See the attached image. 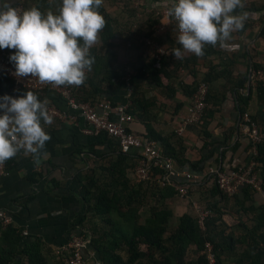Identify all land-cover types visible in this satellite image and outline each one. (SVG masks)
Returning a JSON list of instances; mask_svg holds the SVG:
<instances>
[{
    "label": "crops",
    "instance_id": "crops-1",
    "mask_svg": "<svg viewBox=\"0 0 264 264\" xmlns=\"http://www.w3.org/2000/svg\"><path fill=\"white\" fill-rule=\"evenodd\" d=\"M260 1L264 0H242L243 9L238 12L247 13L245 23L249 26L242 35L239 31L233 32L231 39L227 41L230 44H238V49L233 52L223 50L221 54L211 53L199 57L196 65L189 63L171 72L169 83L174 91L172 96L167 95L171 92L163 86H157L148 79V73L158 65L159 61L154 58L149 46L139 41L140 37L147 36L164 46L173 43L169 33L155 32L154 25L159 20H155L153 5L157 3L154 0H103L99 8V11H104L110 18V33L104 34L105 39L99 33L97 43L91 48L95 57L99 58L96 59L97 64L92 65L91 71H86L85 83L81 86L69 87L77 98L82 100L106 98L107 92L99 91V94H96L94 91L95 88L105 91L106 75L117 72L120 74L125 68L131 69V88L141 90L142 102H153V105L142 112V120L134 117L129 129L137 135L145 136L147 134L145 123H149L163 138H168L174 147L182 146L185 149L187 164L183 167L174 164L177 170L191 172L192 164L199 167L202 164L201 171L195 173L201 176L200 182L190 185L188 197L180 198L177 195L163 202L165 211L170 214L169 231L176 228L181 216L186 213L192 214V202L201 201L199 194L201 196V193L206 191L207 183L202 176L208 175L211 169L217 170L223 167L229 171L244 165L248 160L250 144L238 110V98L240 94L249 95L253 90L246 112L256 116L258 121L260 118L264 119V107L257 101L254 82L248 80V69L253 57V60L260 61L264 66L261 53L264 39L258 35L264 19V9L259 14L250 10L257 5L255 2ZM6 2L13 6L18 0H6ZM61 3L62 0H26L24 8L37 7L45 15L49 10L58 14ZM149 31L155 32L157 38L148 36L146 33ZM191 55L184 53L183 57ZM228 61L232 62L229 68L231 73H226L210 82L208 116L204 117L203 122L186 128L182 135L176 134L179 121L187 116L190 104L191 96L188 95L189 90L187 91L185 87L201 83L210 66H220L219 69H222L221 65ZM161 79L165 85L167 79L164 76H161ZM114 80L120 84V80ZM2 91L12 96V89L8 85H2ZM120 92L123 91H119L114 102H122L123 94ZM44 99L60 109L65 107L54 91L48 92ZM0 113L3 114V111ZM43 127L51 139L41 151L39 164L31 155L25 156L20 152L11 159L7 167L8 175L0 177V211L10 217V224H16L28 232L26 240L40 241L49 252L47 256L51 257L55 254V249L63 245L72 235L86 229L88 224H91L90 221L97 222L99 227L102 224V229H106L105 224L91 217L81 196L71 192L68 185L69 180L76 173L87 170L94 159L104 165L113 160V156L105 142L106 137H93L83 132L82 119H78L76 124L57 121L48 128ZM230 131L234 134L233 132L230 134ZM134 162L136 164L135 158ZM35 171L41 174L42 178L38 177V182L33 184L29 176ZM128 178L131 185L147 183L136 182L132 168L128 171ZM52 179L56 180V185L50 183ZM177 182L183 185L185 180H177ZM145 185L150 189L158 186L154 182L150 183L151 186ZM172 188L176 189L174 186ZM240 194L242 198V190ZM30 195L34 198L27 202V196ZM146 196L147 201L152 202L151 206L153 202L161 200L154 194H146ZM255 199L258 205L264 206V201L258 194H255ZM224 209L222 224L227 228V233L231 230L238 231L241 216L233 209V203L226 204ZM139 213L141 216H148L149 208L141 207ZM241 245L237 244L234 252L228 249L221 252L223 264H237L238 255L242 251Z\"/></svg>",
    "mask_w": 264,
    "mask_h": 264
},
{
    "label": "trees",
    "instance_id": "trees-1",
    "mask_svg": "<svg viewBox=\"0 0 264 264\" xmlns=\"http://www.w3.org/2000/svg\"><path fill=\"white\" fill-rule=\"evenodd\" d=\"M263 9L264 5L261 7L256 6L250 10L252 12H262L261 10ZM25 10L28 9L25 7L23 11ZM99 12L106 21L104 29L100 32L102 38L105 39L104 34L110 33V18L104 11L100 10ZM157 23L154 25V29ZM248 26L245 23L244 28L239 31V34L242 35ZM146 34L157 38L154 35L155 32L149 31ZM258 35L264 39V19L262 20ZM159 40L163 42L162 39ZM171 41L173 43L170 46L165 45L167 54L163 55L158 65L148 73L149 80L171 92L167 94L168 96H172L174 92L169 83L171 72L189 63L196 65L199 58L192 54L190 57L175 59L172 50L180 48L181 45L174 39ZM222 51L223 48L219 44L215 47L206 45L204 55L201 57L208 56L211 53L221 54ZM261 53L262 58H264V49ZM90 57H94V64L96 65V59L99 57H95L92 49H90ZM253 59L254 57L248 69V80L250 79L251 70L264 74V66L260 61ZM231 64L232 62L229 61L228 63H223L221 65L222 69H219L220 66H210L204 79L201 81H206L210 85V82H213L217 77L223 76L226 73L230 74L229 68ZM194 65L192 66L193 68ZM122 73H124V69L120 74L117 72L116 74L109 73V75H106L107 88L105 91L95 88V93L99 94V91L107 92L108 94L105 97L114 102L116 95L120 91L119 84L114 79L119 81ZM161 76L167 79L165 85H163ZM13 83L11 78L0 72V97L6 94L2 91V85L6 84L12 87ZM199 84L200 82L191 86H184L186 90H189H187L189 96H192L196 92ZM254 87L257 101L264 107V81H255ZM137 90L135 88L132 89L129 109L134 117L142 120V112L151 107L153 102H142L141 90ZM26 92L22 90L21 96ZM252 93L253 90L250 91L249 95H246V93L245 95L240 94L238 98L240 115L248 113L246 110L249 106ZM209 96H211L210 92ZM208 111L209 107L206 109V115ZM250 118L252 123L258 127L262 126L260 128L264 130V119L260 118L258 121L257 117L252 115H250ZM145 128L147 139L158 141L163 147L164 156L172 158L175 164L180 167L187 164L185 149L182 146H179V148L174 147L168 138H163L149 123H145ZM233 131H230V134ZM205 135L208 136V133L205 132ZM105 142L111 150L113 160L103 165V163L99 164L94 159L95 162L93 161L87 170L76 173L69 180L68 185L71 192H76L81 196L91 217L98 220L99 223H104L108 226L106 229H100L97 222L90 221L91 224L86 225L87 227L84 229L87 232L91 229L90 233L88 232L90 235L89 249L101 264H208L205 252L206 241H210L214 245L217 255L216 264H223L221 259L222 251L228 249L230 252H234L237 248L236 245L239 243L245 245V248L239 253L237 264H264V209L263 206L257 204L255 192L251 187L244 188L242 190L243 197L241 198V194H238L231 202L220 191L218 185H216L214 176L205 177L204 181L208 184L206 183V191L202 194L200 200L203 204L205 202V206L212 212V216L206 223V232L200 229L192 211L193 215L186 213L181 216L178 219L176 228L172 229L169 233L167 230L169 229L168 217L170 214L165 211L163 202L169 197L177 196L176 189L172 188L173 185L172 187L171 185L160 186L154 180L143 184L131 185L128 171L134 167L135 162L133 163V159L135 156L119 152L117 142L112 138L106 137ZM251 147V145L248 147L249 156L245 164L250 159L254 161V169L262 180L264 190V140L258 145L257 152L252 155V158ZM97 157L99 159V156ZM11 161L10 159L5 162L6 169L9 167ZM200 167H202V164H200ZM200 167L199 165L193 166L192 164L191 172L196 173L201 171ZM155 172L162 173V170H155ZM29 177L33 184L38 182V177L42 178L41 174L36 171L31 173ZM152 182L158 186L150 189L145 185L149 186ZM50 183L57 184L56 180L53 179ZM146 194L157 195L161 200L153 202V206H151L152 202L147 201ZM33 198V195L27 196L26 201L28 202ZM221 203L224 204L222 205ZM230 203H233V209L240 214L241 218L238 225L239 230H231L227 233V228L223 226L222 220L225 205H230ZM141 207L149 208L148 216L144 217L140 215L139 211ZM26 236L28 235H24V230L16 224L3 226L0 221V264H64L63 260L67 256L66 254L61 253L59 255L53 254L51 257L47 256L49 252L45 250L46 247L40 241L26 240Z\"/></svg>",
    "mask_w": 264,
    "mask_h": 264
},
{
    "label": "clouds",
    "instance_id": "clouds-1",
    "mask_svg": "<svg viewBox=\"0 0 264 264\" xmlns=\"http://www.w3.org/2000/svg\"><path fill=\"white\" fill-rule=\"evenodd\" d=\"M102 4L103 0H62L58 14L49 10L45 15L37 7L18 12L2 0L0 49L16 50L9 58L15 65L13 75L53 86L83 85L95 62L90 49L106 25L98 11ZM242 8V0H174L166 15L177 22L176 42L181 47L172 50L175 59L184 53L201 57L206 45L229 47L231 34L244 28L247 13L237 11ZM0 110V166L21 151L39 164L51 139L41 123H53L47 100H39L32 91L19 98L5 94Z\"/></svg>",
    "mask_w": 264,
    "mask_h": 264
},
{
    "label": "built area",
    "instance_id": "built-area-1",
    "mask_svg": "<svg viewBox=\"0 0 264 264\" xmlns=\"http://www.w3.org/2000/svg\"><path fill=\"white\" fill-rule=\"evenodd\" d=\"M154 1L157 3L153 5L155 8L154 16L155 19L159 20L155 27L156 34L169 33L170 37L176 40L179 34L176 28L177 22L166 15L167 8L171 6L174 0ZM25 2L26 0H18L15 5L10 6L22 13ZM139 41L149 46L154 58L158 59V61L163 55L167 54L166 46L147 36L140 37ZM227 44L229 47L223 48L226 52H233L239 48L238 44ZM15 51V49H0V72L7 75L14 82L11 87L12 97H21L22 90L32 91L38 95L39 100L44 101L48 92H56L65 107L64 109H60L58 106L47 101V109L53 118V123L59 121L76 124L78 119H82L84 121L83 132L85 134L93 137L104 135L115 140L119 152L135 156L136 164L132 169V175L138 183L154 180L160 186L173 185L176 188L178 196L186 198L190 193V185L200 182V175L192 173L189 170H177L174 166V160L164 156L163 147L158 141L148 140L146 136L137 135L129 129V125L134 121V116L129 109L131 105L130 95L132 93L130 85L132 78L131 69L125 68L122 77L119 78L120 91H123L120 92L123 94L122 102H113L108 98L82 100L77 98L73 90L67 85L53 86L51 84H42L35 77H15L13 75L15 65L9 59ZM249 76L252 82L262 79V73L259 71L251 70ZM209 92V83L202 81L190 98L187 116L179 121V128L175 130L176 134L182 135L189 126L203 122L206 109L209 107ZM240 117L246 128L247 140L252 146V158V155L257 152L258 145L264 140V130L252 123L248 113ZM44 126L48 127L49 125ZM155 170H162V173H157ZM227 170L223 169V167L217 170L211 169L208 175L202 177L214 176L216 185L228 198L232 199L240 194L242 189L251 187L264 201L263 183L254 169V161L252 159L247 164L237 166L229 171ZM7 175L8 170L4 164L0 166V177ZM177 180H185V183L181 185ZM191 208L200 229L206 232L207 220L212 216L211 210L202 201L192 202ZM0 221L3 226H6L10 224L11 219L0 211ZM24 235H28V232L24 231ZM89 245L90 235L86 230L82 229L77 234L72 235L63 245L55 249V254L64 253L67 255L63 260L64 264H101L89 249ZM205 252L208 264H216V251L210 241H206L205 243Z\"/></svg>",
    "mask_w": 264,
    "mask_h": 264
},
{
    "label": "rangeland",
    "instance_id": "rangeland-1",
    "mask_svg": "<svg viewBox=\"0 0 264 264\" xmlns=\"http://www.w3.org/2000/svg\"><path fill=\"white\" fill-rule=\"evenodd\" d=\"M261 2H264V1H260L259 3L255 2V3L257 4V5H255V7H256V6H260V7H261V5H264V3L261 4ZM248 5H249V4H248ZM250 5H251V4H250ZM255 13H256V14H259V13H261V12H256V11H255ZM256 14H255V15H256ZM263 44H264V43H263ZM263 49H264V47L262 48V50H263ZM262 79L264 80V74H263V73H262ZM259 126H260V125H259ZM203 193H204V192L201 193V196H200V194H199V198H200V199H201ZM204 205H205V202H204ZM263 209H264V206H263ZM112 216H114V215H112ZM103 224H104V223H103ZM123 226H124V225H123ZM105 227L108 228L107 225H105ZM100 229H102V224L100 225ZM90 230H91V229H90ZM90 230L88 231L89 233H90ZM100 232H102V231L100 230ZM167 232H170L169 229L167 230ZM240 248L243 250V249L245 248V245H241Z\"/></svg>",
    "mask_w": 264,
    "mask_h": 264
}]
</instances>
